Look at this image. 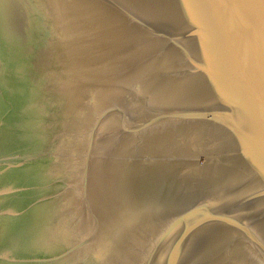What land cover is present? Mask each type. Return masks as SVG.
Returning a JSON list of instances; mask_svg holds the SVG:
<instances>
[{
  "label": "water",
  "instance_id": "1",
  "mask_svg": "<svg viewBox=\"0 0 264 264\" xmlns=\"http://www.w3.org/2000/svg\"><path fill=\"white\" fill-rule=\"evenodd\" d=\"M0 264H264V0H0Z\"/></svg>",
  "mask_w": 264,
  "mask_h": 264
},
{
  "label": "rangeland",
  "instance_id": "2",
  "mask_svg": "<svg viewBox=\"0 0 264 264\" xmlns=\"http://www.w3.org/2000/svg\"><path fill=\"white\" fill-rule=\"evenodd\" d=\"M45 178H46V177H45ZM44 183L46 184L47 182L40 183L39 185L44 184Z\"/></svg>",
  "mask_w": 264,
  "mask_h": 264
}]
</instances>
